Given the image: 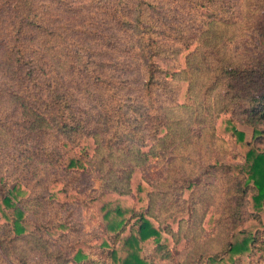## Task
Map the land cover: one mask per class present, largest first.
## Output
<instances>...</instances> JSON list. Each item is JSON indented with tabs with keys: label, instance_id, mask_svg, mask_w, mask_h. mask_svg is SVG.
I'll return each mask as SVG.
<instances>
[{
	"label": "trees",
	"instance_id": "trees-1",
	"mask_svg": "<svg viewBox=\"0 0 264 264\" xmlns=\"http://www.w3.org/2000/svg\"><path fill=\"white\" fill-rule=\"evenodd\" d=\"M192 118L211 141L224 121L229 138L246 146L233 154L245 158L235 192L241 199L251 192L262 208L264 0H0V264L73 262L46 250L45 233L32 229L31 198L23 194L33 178L41 177L45 195L64 183L57 177L64 171L102 180L101 195L131 194V183L142 189L150 171L175 165L179 139L189 148ZM232 122L251 126L254 140ZM228 165L216 156L200 179L224 169L228 176ZM135 215L122 264L173 258L149 211ZM246 230L210 259L252 264L254 249L264 258V242L256 248L257 236ZM148 241L156 244L150 261L141 254ZM119 246L101 248L115 261Z\"/></svg>",
	"mask_w": 264,
	"mask_h": 264
},
{
	"label": "rangeland",
	"instance_id": "rangeland-1",
	"mask_svg": "<svg viewBox=\"0 0 264 264\" xmlns=\"http://www.w3.org/2000/svg\"><path fill=\"white\" fill-rule=\"evenodd\" d=\"M189 123L192 129L189 148L185 146L186 141L179 139V149L175 144L173 150L175 165H168L167 170L166 165H163L150 171L147 180H141L142 189L131 183V194L101 195L102 180L92 181L80 172L56 169L49 177L54 180L55 175L62 172L57 177L64 183L53 185L50 195H45L41 177L33 178L29 186L32 192L22 194L31 198L24 203L29 210L27 214L32 221V229L38 236L45 233L39 237V243H43L46 250L57 249L63 257L71 258L73 262L70 264H122V258L128 250L125 238L136 231L135 214L142 210L149 211V218L171 244L173 258L166 260L167 264H233V258L228 256L217 261H212L210 256L220 252L235 232L240 236L247 232L246 229L257 236L255 243L256 248H259L264 242V206L259 209L254 207L251 192L241 199L234 185V176L237 175L235 170L244 166L245 158L244 155L234 157L233 154L238 150L243 153L246 146L229 138L225 131L228 124L224 121H218V139L212 141L209 132L202 131L203 122L192 118ZM234 125L245 132L247 142L254 140L251 126L237 122L230 124ZM201 132H204L203 135H200ZM257 144L261 148L264 146L263 142ZM223 151L228 152V155H222ZM216 156L223 157L229 164L228 176H225L227 169H224L219 173H210L208 180L200 179L204 168H208L209 162ZM206 170L211 171L209 168ZM186 178L191 179L181 188ZM188 186L190 189L187 191ZM148 189L153 190L149 201L146 198ZM117 208L122 209L123 215L117 214ZM109 210L113 213L105 215ZM115 220L124 222L116 231L110 227ZM239 220L240 226L233 230L234 222L239 224ZM121 228L123 231L115 242V234ZM119 243L118 259L114 261L101 247L114 248ZM155 245L153 241L143 242L142 256L149 260ZM78 252L88 255L79 260ZM261 255V250L254 249L250 258L252 264H264ZM238 259L242 257L235 258L236 264H242ZM243 259L245 262L248 260L247 257ZM155 261L157 264H166L160 255L156 256Z\"/></svg>",
	"mask_w": 264,
	"mask_h": 264
}]
</instances>
